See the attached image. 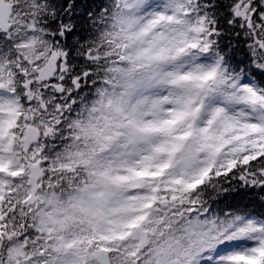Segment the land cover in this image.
Returning <instances> with one entry per match:
<instances>
[{
	"label": "snow or ice",
	"instance_id": "snow-or-ice-1",
	"mask_svg": "<svg viewBox=\"0 0 264 264\" xmlns=\"http://www.w3.org/2000/svg\"><path fill=\"white\" fill-rule=\"evenodd\" d=\"M0 264H264V0H0Z\"/></svg>",
	"mask_w": 264,
	"mask_h": 264
}]
</instances>
